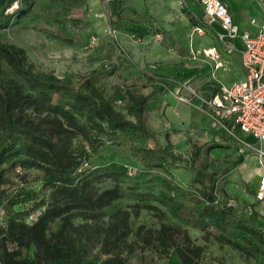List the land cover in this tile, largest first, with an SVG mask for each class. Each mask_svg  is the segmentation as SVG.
<instances>
[{
  "label": "rangeland",
  "instance_id": "374dc122",
  "mask_svg": "<svg viewBox=\"0 0 264 264\" xmlns=\"http://www.w3.org/2000/svg\"><path fill=\"white\" fill-rule=\"evenodd\" d=\"M228 2L241 31H251V19L263 17L261 4L264 0ZM188 3V0H35L30 13L18 19L15 13L22 3L15 1L8 9L0 10V41L26 48L37 71L54 73L60 78L71 76L74 84L94 69H105L107 75L99 84L105 96L124 112L131 96L150 95L145 119L152 135L145 145H169L184 158L171 177L186 192L178 196L185 211L189 212L193 207L190 194L202 188L197 179L199 174L209 189L214 187L219 202L233 205L237 212V218L224 228L204 227L203 221L195 216L192 225L182 226L177 244L184 246L187 236L200 246L199 264H264V241L244 232L238 225L239 221L251 224L264 233V200L258 201L257 197L262 170L258 155L245 146L258 142L240 130L235 131L237 137H229L222 129L217 131L212 119L198 108L200 100L194 99L195 104H189V115L178 100V97L191 99L193 94L189 95L187 91L190 88L207 96L220 84L231 86L246 78L238 51L232 55L224 54L226 64L220 69L204 55V49L219 44L211 30L204 35L194 32L185 11ZM170 60L182 65L180 68L184 71L166 75L156 71L159 64ZM185 65L195 67L198 76L182 86L185 91L175 92L187 76L188 66ZM153 66L156 69H152ZM12 83L31 92L30 85L3 62L0 64V85ZM156 87L157 91L153 92ZM172 97L179 105L170 101ZM119 141L120 144H115L105 138L102 144L93 148L83 136L75 135L69 150L81 161L75 171L79 175L77 179L96 174L100 177L95 182L97 188L105 189L116 184L114 179L106 176L111 170L129 174L144 170L141 153L132 147V143H125L124 137ZM5 169L8 181L0 207V227L8 222L9 212L4 207L7 200L16 195L25 196L30 191L36 192L38 199L14 208L29 212L27 221L34 222L54 200V188L48 183L55 176L48 175L44 169L20 165L8 164ZM159 174L165 173L154 168L150 176ZM40 200L45 201L43 206L36 205ZM129 204L125 199L114 202L102 211L97 222L80 216L73 218L74 226L82 230L72 228L71 234L85 238L107 228L121 217L117 218V210L122 208L130 211V231L113 253H120L128 264H183L176 247L168 254H162L154 246L144 244L147 229L159 227L160 221L152 211L142 209L136 213L127 207ZM252 213H256L255 220L250 219ZM141 224L146 228L139 232ZM60 226L61 221L57 220L51 224L50 232H56ZM220 235L241 244L244 251L225 240L220 241ZM36 251V246L31 244L23 253L33 258ZM109 256L98 244L84 262L101 264Z\"/></svg>",
  "mask_w": 264,
  "mask_h": 264
},
{
  "label": "trees",
  "instance_id": "16d2710c",
  "mask_svg": "<svg viewBox=\"0 0 264 264\" xmlns=\"http://www.w3.org/2000/svg\"><path fill=\"white\" fill-rule=\"evenodd\" d=\"M15 1L22 3L15 13L18 19L27 16L35 3V0H0V10L8 9ZM188 1L185 11L192 25L213 29L206 22L200 1L197 4L194 0ZM3 62L30 85L31 92H25L17 83L0 85V207L8 181L6 165L44 169L55 178L48 183L54 188L53 202L32 223L27 221L29 212L14 207L37 200L36 192L7 200L4 207L9 212L8 222L0 227V264H86L85 258L98 244L110 255L101 264H128L120 253L113 252L129 234V210L119 208L117 218L121 217L91 236L83 238L71 234L72 228L82 230L74 226L73 218L80 216L97 222L106 207L123 199L130 202L127 207L136 213L146 209L160 221L159 227L147 229L143 238L146 246H154L162 254H168L176 247L183 264H199L200 246L187 236L184 246L177 244L182 226L192 225L197 216L204 227L224 228L237 218L236 208L220 203L214 187L209 189L198 174L202 188L190 194L193 207L189 212L185 211L178 196L186 192L171 177L184 158L169 145H145L152 135L145 119L150 95L131 96L124 112L105 96L99 84L107 75L105 69H94L74 84L71 76L60 78L54 73L37 71L26 48L0 41V64ZM75 135L83 136L93 148L102 144L105 138L120 144V138L124 137L125 143H132V147L141 153L144 170L136 174L111 170L106 176L114 179L116 184L105 189L97 188L95 182L100 177L96 174L78 180L75 171L81 161L69 150ZM154 168H160L170 176H150ZM44 204L45 201L40 200L36 205ZM250 219L255 220L256 213H252ZM57 220L61 221L60 228L50 232L51 224ZM238 225L244 232L264 241V233L251 224L239 221ZM145 228L141 224L138 231ZM219 240H225L239 250L245 249L222 235ZM31 244L37 251L33 258H28L23 252Z\"/></svg>",
  "mask_w": 264,
  "mask_h": 264
},
{
  "label": "built area",
  "instance_id": "2783aa9c",
  "mask_svg": "<svg viewBox=\"0 0 264 264\" xmlns=\"http://www.w3.org/2000/svg\"><path fill=\"white\" fill-rule=\"evenodd\" d=\"M203 8L206 22L211 28L218 46L204 49V55L215 63L216 69L224 68V54L239 52L246 78L231 86L220 84L217 90L205 96L193 92L191 99L179 97L192 103L194 99L201 101L199 109L214 122L217 131L224 130L229 137H237L235 131L250 134L258 144H245L259 158L262 180L257 192L258 200H264V21L255 32L241 31L234 21L229 5L224 0H199ZM264 13V2L262 4ZM256 25V18L251 19ZM198 35L206 34L208 27H193ZM238 41L241 45L238 46Z\"/></svg>",
  "mask_w": 264,
  "mask_h": 264
},
{
  "label": "crops",
  "instance_id": "0c3cea01",
  "mask_svg": "<svg viewBox=\"0 0 264 264\" xmlns=\"http://www.w3.org/2000/svg\"><path fill=\"white\" fill-rule=\"evenodd\" d=\"M224 1H226L227 3H228V5H230V3L228 2V0H224ZM263 4V3H262ZM262 4H261V7H262ZM229 9H230V12H231V14H232V7H231V5L229 6ZM263 11V10H262ZM232 16H233V18H234V21L240 26V24H239V21H238V19H237V17H236V15H233L232 14ZM253 18H255V17H253ZM258 21V24H256V25H254V24H252L251 23V25H252V30H251V32H255L257 29H258V27H259V25L264 21V13H263V17H262V19L261 20H257ZM243 31H245V30H243ZM248 31H250V30H248ZM241 45V43H240V41H238V46H240ZM180 66H182V65H177V64H175L173 61L171 62V60L169 61V62H163V63H161V64H159V66H157V70L156 71H158V73H161V74H163V75H166V74H168V73H173L174 71H184V69H181L180 68ZM185 66H188V67H186L187 69H186V73H187V76L185 77V81L184 82H182L179 86H177L176 87V91L175 92H178V91H180V89H182L183 87L182 86H184L185 84H188L189 82H191L192 80H193V78H195V77H197L198 76V74L196 75L195 74V71L197 70L195 67H193V66H190V65H185ZM152 69H156L154 66H153V68ZM189 69V70H188ZM195 74V75H194ZM182 90H184L185 91V89H182ZM217 90V88L215 89V90H212L207 96H209L210 94H212V93H214L215 91ZM187 91H189V95H192L193 94V92H196L195 90H193L192 88H190L189 90H187ZM196 93H198V94H201V92L199 91V92H196ZM193 96V95H192ZM178 97V96H177ZM172 99L173 100H170V101H175L176 103H178V105H179V102H178V100L179 101H181L182 103V107H183V109H184V111L186 112V114H190V106H189V104H195L194 103V101L192 102V103H189V102H186V101H182V100H180L179 99V97H178V100H176L175 98H173L172 97ZM184 103V104H183ZM160 116V115H159ZM175 116H176V114H175ZM259 189V188H258ZM258 191V190H257ZM258 201H262V200H258Z\"/></svg>",
  "mask_w": 264,
  "mask_h": 264
}]
</instances>
